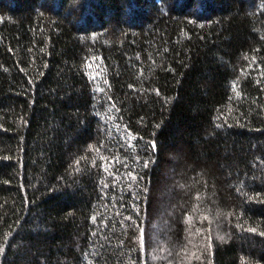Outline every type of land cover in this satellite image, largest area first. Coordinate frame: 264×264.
Returning a JSON list of instances; mask_svg holds the SVG:
<instances>
[{
    "label": "trees",
    "instance_id": "obj_1",
    "mask_svg": "<svg viewBox=\"0 0 264 264\" xmlns=\"http://www.w3.org/2000/svg\"><path fill=\"white\" fill-rule=\"evenodd\" d=\"M261 233L264 0H0V264H264Z\"/></svg>",
    "mask_w": 264,
    "mask_h": 264
},
{
    "label": "snow or ice",
    "instance_id": "obj_2",
    "mask_svg": "<svg viewBox=\"0 0 264 264\" xmlns=\"http://www.w3.org/2000/svg\"><path fill=\"white\" fill-rule=\"evenodd\" d=\"M151 148L153 151H155L157 149V145H156L155 141L152 142ZM145 166L147 167V164H145ZM250 231H255V229H250ZM261 235H264V233H261ZM221 239H222V237H221Z\"/></svg>",
    "mask_w": 264,
    "mask_h": 264
}]
</instances>
